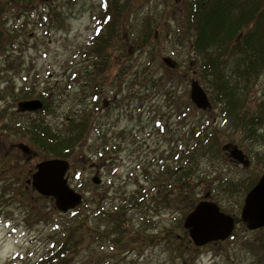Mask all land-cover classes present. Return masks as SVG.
<instances>
[{"label":"rangeland","instance_id":"374dc122","mask_svg":"<svg viewBox=\"0 0 264 264\" xmlns=\"http://www.w3.org/2000/svg\"><path fill=\"white\" fill-rule=\"evenodd\" d=\"M101 1L0 0V96H7L10 87L19 93L22 81L39 77L48 84L53 115L32 120L61 136L85 117L79 141L64 159L68 185L83 195V202L64 217L48 198L25 186L35 165L53 156L10 131L11 123L30 120L1 118L0 264H35L62 239L65 224L84 216L86 227L70 238L67 264H264V229L249 232L239 220L245 188L264 173V163L252 156L253 150H264V140L245 138L229 127L216 105L202 112L191 103V81L205 85L180 28L183 0H130L128 8L119 4L114 37L105 36L112 63L99 73L93 63L101 60L88 45ZM146 21L155 36L139 48L134 38L141 37ZM165 57L177 63L174 69L162 62ZM263 90L264 75L246 92L248 111L264 103ZM5 107L2 99L0 111ZM191 131L212 136L199 138L207 142L205 156L188 158L195 141ZM257 134L264 135V127ZM226 143L247 154L249 168L229 159L222 149ZM13 144L29 146L32 157L18 159L16 165ZM4 169L9 172L3 174ZM168 170L181 172L188 186L184 191L194 201L208 194L222 212L236 218L229 239L202 247L191 243L182 223L193 201L174 200L180 184L166 185ZM94 177L99 185L92 183ZM167 190L169 206L162 202Z\"/></svg>","mask_w":264,"mask_h":264},{"label":"trees","instance_id":"16d2710c","mask_svg":"<svg viewBox=\"0 0 264 264\" xmlns=\"http://www.w3.org/2000/svg\"><path fill=\"white\" fill-rule=\"evenodd\" d=\"M121 1L103 0V5L100 6L101 13L95 19V36L89 46L95 53L94 58L101 60L93 63L97 69L96 72L99 73L107 70L108 65L112 63L111 55L106 56L105 45H108L109 41L106 42L105 36L112 34L111 37H114L113 31L116 27V22L113 21L114 15L118 16L120 6L131 7L130 0ZM179 9L182 18L180 28L184 30L188 45L191 46L197 58L199 76L205 85L204 90L210 96L212 104L218 107L222 120L228 123L229 127L231 125L237 131H242L245 138L264 140L263 134H257L259 128L264 127V103L259 102L260 105L253 111H248L247 105L244 104L246 92L253 87L259 77L264 75V0H183ZM3 34L4 28L0 26V42ZM140 34L139 39L134 38V44L136 47L143 48L155 36V31L146 21L140 29ZM177 43L180 44L181 39H177ZM91 55L89 53V56ZM119 75H121L120 72ZM84 121L83 116L81 123H71L65 134L61 136L51 131L45 124H41L44 123L43 121H31L27 126L19 123L15 132L30 138L46 155L67 159L79 141ZM5 130H9L7 123H5ZM200 135L202 134L191 131L195 141L189 146L188 158L190 159L203 157L208 153V151L206 153L207 142H201L199 138L203 140L212 136ZM252 156L257 163H264V150L261 153L253 150ZM185 157L186 155L182 158L183 162ZM8 170L4 169L3 174L8 173ZM165 173L169 178H173L170 184L174 186L180 184L174 191L175 201L178 198L182 200L190 197L187 196L188 186L181 172ZM170 184L167 178L166 185L170 186ZM235 184L230 186H236ZM253 184L254 182L249 183L247 190ZM180 188L182 192L178 190ZM168 193H170L169 190L163 192L162 196L165 206L171 204L167 198ZM192 201L189 209H192L197 202L193 199ZM86 225V216L65 224L62 239L58 240L57 245L52 248L54 250L51 251L50 256L42 259L38 264L68 263V255L73 250L70 238L78 233L79 228H85Z\"/></svg>","mask_w":264,"mask_h":264},{"label":"water","instance_id":"95a60500","mask_svg":"<svg viewBox=\"0 0 264 264\" xmlns=\"http://www.w3.org/2000/svg\"><path fill=\"white\" fill-rule=\"evenodd\" d=\"M163 62L169 68H174L176 65L169 58H164ZM189 98L197 109L209 110L211 108L205 91L196 80L190 83ZM41 107L39 101H25L18 104V111L33 112ZM19 148L29 153V149L24 145H19ZM228 148L225 145L222 149L228 150ZM229 156L245 167L249 165V161L244 158L245 156L236 146L229 151ZM36 168V173L32 175V187L39 194L52 197L59 211L65 213L80 205L82 197L67 185L65 174L69 164L66 161L48 160L39 163ZM93 183L98 184L99 180L94 178ZM240 220L249 231L264 228V174L246 194ZM183 227L189 230V237L195 246H203L209 242L223 241L228 238L234 228V218L220 212L215 203L201 201L186 216Z\"/></svg>","mask_w":264,"mask_h":264},{"label":"flooded vegetation","instance_id":"af4514ba","mask_svg":"<svg viewBox=\"0 0 264 264\" xmlns=\"http://www.w3.org/2000/svg\"><path fill=\"white\" fill-rule=\"evenodd\" d=\"M31 68L33 69V67ZM32 72H34V70H32ZM3 84L5 85V83ZM20 84L21 85L19 87L20 88L19 93H15V90L13 89L14 87H10L9 92H7V96L5 97L0 96V101L3 99V101L7 105V107H5L2 111H0V119L3 118L10 122V121H16L15 117H20V118L28 119V121L30 120L28 122L30 123L31 121L35 120V119L32 120L31 118L39 119L41 117H46L50 115V106L52 105V101L49 100L45 92V90L48 88V84L46 83V81H42L39 77H37V80L35 78V80L29 83L22 81ZM39 89H42L43 91H38ZM30 100H39L42 103L43 107L34 112H24V113L19 112L18 104ZM9 103L13 104L12 108L11 105L8 106ZM48 103L50 104L49 106ZM51 115H53V113ZM18 123L19 122H14L13 125L11 123V129H10L11 132L15 133V129ZM27 124L23 126H27ZM10 149L12 150L14 149L15 153L13 154L15 155L16 165L19 164L17 163V160L24 157L23 153L18 149V145L13 144L10 147ZM19 153L21 154L20 155L21 157L19 156ZM26 156L27 157L25 158L29 160L32 157V151H30L29 154ZM204 197L205 196H203V198ZM184 234H186V232H184Z\"/></svg>","mask_w":264,"mask_h":264}]
</instances>
